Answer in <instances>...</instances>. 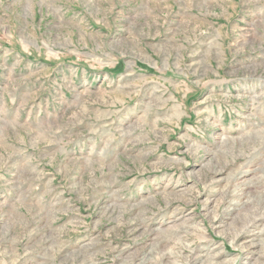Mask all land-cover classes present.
Wrapping results in <instances>:
<instances>
[{"label": "rangeland", "instance_id": "1", "mask_svg": "<svg viewBox=\"0 0 264 264\" xmlns=\"http://www.w3.org/2000/svg\"><path fill=\"white\" fill-rule=\"evenodd\" d=\"M262 202L264 0H0V264H264Z\"/></svg>", "mask_w": 264, "mask_h": 264}, {"label": "bare ground", "instance_id": "2", "mask_svg": "<svg viewBox=\"0 0 264 264\" xmlns=\"http://www.w3.org/2000/svg\"><path fill=\"white\" fill-rule=\"evenodd\" d=\"M262 203L264 204V202H262ZM250 209H251V208H250ZM247 211H248V210H247ZM243 215L245 216V213H244ZM248 220H249V219H248ZM259 236H260V235H259ZM261 236H262V239H260V240H261L262 243H264V237H263V234H261ZM207 260H209V258L206 257V260H205V261H207ZM139 261H140V263L144 264V263L146 262V258H141ZM205 261H204V262H205Z\"/></svg>", "mask_w": 264, "mask_h": 264}]
</instances>
